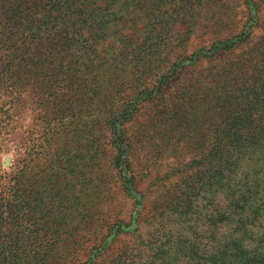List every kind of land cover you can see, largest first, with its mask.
<instances>
[{"label":"rangeland","instance_id":"rangeland-1","mask_svg":"<svg viewBox=\"0 0 264 264\" xmlns=\"http://www.w3.org/2000/svg\"><path fill=\"white\" fill-rule=\"evenodd\" d=\"M95 2L52 14L39 76L0 92L4 264H102L140 245L160 194L197 175L216 73L264 42V0ZM85 3L83 38L55 47ZM249 128L217 189L250 190L264 235V105Z\"/></svg>","mask_w":264,"mask_h":264},{"label":"trees","instance_id":"trees-1","mask_svg":"<svg viewBox=\"0 0 264 264\" xmlns=\"http://www.w3.org/2000/svg\"><path fill=\"white\" fill-rule=\"evenodd\" d=\"M74 1H4L0 7V92L17 95L39 76L41 63L48 58L41 34H47L49 40L52 14L68 12ZM90 1L96 3V0L87 3ZM86 6L85 3L77 11L73 8L63 25L67 37L58 35L55 47L66 39V44H72L74 37L78 41L83 38L81 32L88 24ZM37 41L40 49L35 47ZM257 45L246 57L232 59V63L216 73L218 93L210 100L212 110L200 122L197 151L201 156L192 162L197 166L193 181L179 191L161 193L157 211L146 224L140 245H125L110 261L105 254L102 264H264V235L255 232L263 217L254 207L257 199L250 190L217 189L226 178L221 168L230 165L229 153L248 144L244 133L264 105V42ZM234 46V42L230 43L224 50L233 52ZM132 179L142 182L136 176ZM221 192L226 204L217 203ZM5 200L0 199V209L4 208ZM5 214L0 212L3 247ZM146 238L149 240L144 242ZM153 239H165L168 243L154 244L152 249ZM6 260L0 251V264Z\"/></svg>","mask_w":264,"mask_h":264}]
</instances>
